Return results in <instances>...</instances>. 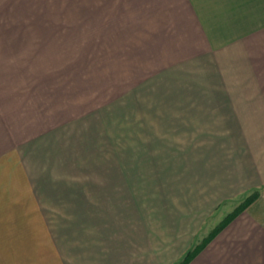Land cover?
Wrapping results in <instances>:
<instances>
[{
  "label": "crops",
  "instance_id": "1",
  "mask_svg": "<svg viewBox=\"0 0 264 264\" xmlns=\"http://www.w3.org/2000/svg\"><path fill=\"white\" fill-rule=\"evenodd\" d=\"M123 27L142 193L113 106L50 77ZM253 191L187 264H264V0H0V264H177Z\"/></svg>",
  "mask_w": 264,
  "mask_h": 264
},
{
  "label": "rangeland",
  "instance_id": "2",
  "mask_svg": "<svg viewBox=\"0 0 264 264\" xmlns=\"http://www.w3.org/2000/svg\"><path fill=\"white\" fill-rule=\"evenodd\" d=\"M120 31L121 34L119 37H115L114 41L89 42L87 44L88 57L85 60L82 58L86 70L82 69V73L76 74V71L80 70L79 66L83 60L72 59V73L50 77H55L57 83L65 85L64 87L61 85L65 98L77 97L75 95H78L79 92L75 90L76 85L81 83L83 87L87 85L86 95L89 109L96 104L100 111H107V109L111 111L113 106V114L116 118L114 120L118 128L119 177L131 178V185L134 186V184H142L141 180L143 179L158 178L160 173L156 172L157 174L154 175L151 171L146 170L143 163L144 156L139 155V151L141 152L143 149V138L139 134L140 131L138 133L136 130L133 131L135 124L131 123V34L127 33L125 27L120 28ZM138 158H140L139 161H137ZM129 165L131 170H125ZM174 167V164H168L167 171L162 172V175L164 174V177L166 175L167 178H175ZM131 190L135 191H131V193H142L136 192V190H143V188L131 186ZM241 201L230 203V210L232 211Z\"/></svg>",
  "mask_w": 264,
  "mask_h": 264
},
{
  "label": "trees",
  "instance_id": "3",
  "mask_svg": "<svg viewBox=\"0 0 264 264\" xmlns=\"http://www.w3.org/2000/svg\"><path fill=\"white\" fill-rule=\"evenodd\" d=\"M258 192L253 191L247 195L231 212H228L222 220L205 236L197 245L192 249L185 252L183 258L177 264H187L188 261L199 251L204 245L229 221H231L237 214H239L243 209H245L252 201L257 197Z\"/></svg>",
  "mask_w": 264,
  "mask_h": 264
}]
</instances>
